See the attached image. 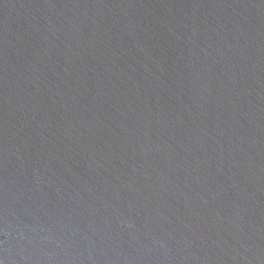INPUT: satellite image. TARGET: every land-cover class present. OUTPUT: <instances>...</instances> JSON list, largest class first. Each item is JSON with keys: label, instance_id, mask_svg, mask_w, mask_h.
I'll return each instance as SVG.
<instances>
[{"label": "water", "instance_id": "1", "mask_svg": "<svg viewBox=\"0 0 264 264\" xmlns=\"http://www.w3.org/2000/svg\"><path fill=\"white\" fill-rule=\"evenodd\" d=\"M0 264H264V0H0Z\"/></svg>", "mask_w": 264, "mask_h": 264}]
</instances>
